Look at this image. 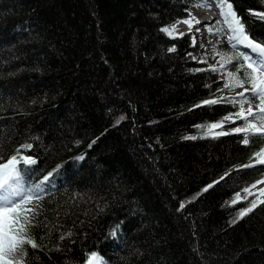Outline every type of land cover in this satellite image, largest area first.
I'll use <instances>...</instances> for the list:
<instances>
[{"label": "trees", "instance_id": "1", "mask_svg": "<svg viewBox=\"0 0 264 264\" xmlns=\"http://www.w3.org/2000/svg\"><path fill=\"white\" fill-rule=\"evenodd\" d=\"M205 1L0 0V162L37 161L25 189L52 174L17 264H264V204L237 218L264 137L214 135L236 127L227 100L202 104L223 82L191 33L161 31ZM228 2L264 40V0Z\"/></svg>", "mask_w": 264, "mask_h": 264}, {"label": "snow or ice", "instance_id": "2", "mask_svg": "<svg viewBox=\"0 0 264 264\" xmlns=\"http://www.w3.org/2000/svg\"><path fill=\"white\" fill-rule=\"evenodd\" d=\"M217 4L220 7V15L223 17L225 28H218L217 34L227 33V41L231 45V55L224 53L221 55L220 67H211V71L220 73L226 71L227 83L224 84L225 88H242L243 91L231 97H221L220 99H207L202 102L203 105H215L221 103V100H227L234 106H239V111L235 113L236 119L244 122L243 127H235L232 133L227 132H215L214 135H229L242 133L243 143L247 145L249 143L250 136L259 134L264 137V40L261 38L253 39L246 33L245 24L237 16V13L233 10L232 3L228 0H217ZM254 16L259 17L261 21H264V12L253 13ZM191 29L192 21H183ZM199 23V21H196ZM219 23V21L217 22ZM162 32L166 33L169 37L175 38L176 27L173 25L171 28L163 27ZM212 31L211 28L208 29ZM183 36L185 33H179ZM261 40V42H257ZM241 47L247 51L239 50ZM175 47L168 49L169 52H174ZM235 64L234 71H227L226 66ZM249 87H245V85ZM251 97V99H249ZM252 100L258 101L256 109L254 111L252 106ZM247 103L248 107L245 110L244 104ZM201 105H197L199 107ZM252 118V120L249 119ZM125 117L121 116L117 121L119 124ZM226 120H232V117H226ZM258 121V123L253 122ZM222 123H212L208 126V134H213L212 130L222 128ZM195 139L196 137H190ZM31 144L24 145V149H30ZM257 162L264 165V148L257 154ZM79 159H83L80 157ZM21 163L24 168L36 165L35 159L27 156L18 158L16 155L6 158V162H0V236H2L3 243L0 247V264H17L16 257L23 253V246L30 245L33 249L37 247L36 243L29 238V232L27 229L31 228L30 219H35L36 213L31 208H25L33 202L34 198H39L43 195L44 184L49 181L51 173L45 176L39 183L34 184L31 188L25 189L23 186V168L20 167ZM244 167H252V165H245ZM229 173H225L224 177L220 180H224ZM215 181L202 191L206 192L214 186ZM255 187V185H253ZM244 191L251 195L248 188ZM261 194H264V189H261ZM240 195L237 193L231 200V204L235 205L240 201ZM247 199V197H245ZM260 204H264V200L259 201ZM258 206L257 201H252L251 206L240 211L238 213V219L243 218L248 213L252 212ZM32 207H38V199ZM185 204H180L179 209L182 210ZM235 222V221H234ZM16 225H19L18 227ZM116 233L113 232L112 235ZM88 264H103L96 252H92L88 258Z\"/></svg>", "mask_w": 264, "mask_h": 264}, {"label": "rangeland", "instance_id": "3", "mask_svg": "<svg viewBox=\"0 0 264 264\" xmlns=\"http://www.w3.org/2000/svg\"><path fill=\"white\" fill-rule=\"evenodd\" d=\"M216 2H217L216 0H206L204 6H201V7L197 6L191 9L190 20H192L193 23H196V21H200L201 24H197V26H195L194 28H192L191 26V29H189V26L187 24H186V28L178 27V29L176 28L177 31H176L175 36H180L179 33L181 32L191 33L192 34V44L195 48V52L197 53V61L201 63H205L209 66H214V67L219 68L220 63H221V55L224 53L231 55L232 52H231V45L227 41V33L219 34V35L217 34L218 28H225L226 26L224 25L223 17L220 15V8ZM204 7H215L216 11L213 12L211 10H208V12L203 13ZM211 15H215L216 18H214V20H207L206 21L207 24L202 22L203 17L209 19ZM218 21L219 23H217ZM172 26L173 25L168 26V27L171 28ZM209 28L212 29L211 32L208 31ZM223 37L226 40L224 44L225 46H227L228 51L217 50V44H218L217 42L219 38H223ZM239 50L247 51L243 47H241ZM226 70L232 71L230 65L226 66ZM217 74L219 76V80L223 82L222 91H223L224 97L236 96L237 93L243 91V89L239 87L232 88V89H228L224 87V84L227 83L226 71H221L220 73H217ZM245 87H249V85L246 84ZM228 104H230L231 108L234 111L235 110L236 111L232 115H230L232 117V120H227V123L228 124L235 123L236 127H243L244 122L242 120L236 119V116H235V113L239 111V106H234L230 102H228ZM256 105L257 104L252 103L254 111L256 109ZM247 107H248V104L245 103L244 104L245 110L247 109ZM249 119L252 120L251 117H249ZM253 122L258 123V121H253ZM256 160H257V156H256ZM248 189H249V192H251V195H250L251 201L255 200L259 202L260 200H264V194H261V191H260L261 189H264V181L262 183H259L257 186L253 188H248ZM244 194L245 196L249 195L246 192ZM2 243H3V239H2V236H0V247H2Z\"/></svg>", "mask_w": 264, "mask_h": 264}, {"label": "bare ground", "instance_id": "4", "mask_svg": "<svg viewBox=\"0 0 264 264\" xmlns=\"http://www.w3.org/2000/svg\"><path fill=\"white\" fill-rule=\"evenodd\" d=\"M203 13H206V12L204 11ZM212 20H214V18H213ZM206 21H207V18L203 17V18H202V22H203V23H206ZM206 24H207V23H206ZM173 25H175V27L178 29V27H179V28H183V27L185 26V23H184L183 21H177V22L174 23Z\"/></svg>", "mask_w": 264, "mask_h": 264}]
</instances>
